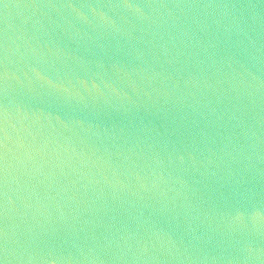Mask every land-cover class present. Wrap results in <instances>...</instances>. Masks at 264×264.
I'll return each instance as SVG.
<instances>
[{
  "label": "water",
  "instance_id": "1",
  "mask_svg": "<svg viewBox=\"0 0 264 264\" xmlns=\"http://www.w3.org/2000/svg\"><path fill=\"white\" fill-rule=\"evenodd\" d=\"M0 264H264V138L89 0H0Z\"/></svg>",
  "mask_w": 264,
  "mask_h": 264
}]
</instances>
